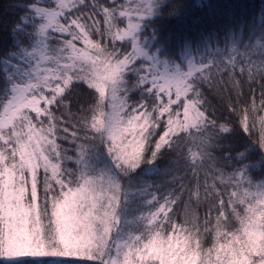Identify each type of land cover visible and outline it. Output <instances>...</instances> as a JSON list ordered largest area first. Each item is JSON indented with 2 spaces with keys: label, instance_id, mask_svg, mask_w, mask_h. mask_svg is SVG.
<instances>
[{
  "label": "rangeland",
  "instance_id": "obj_1",
  "mask_svg": "<svg viewBox=\"0 0 264 264\" xmlns=\"http://www.w3.org/2000/svg\"><path fill=\"white\" fill-rule=\"evenodd\" d=\"M202 2L218 28L195 44L118 41L108 16L95 43L0 70V261L264 264V0ZM108 36L123 68L98 47ZM77 83L98 104L49 121ZM181 144L200 147L182 170Z\"/></svg>",
  "mask_w": 264,
  "mask_h": 264
},
{
  "label": "trees",
  "instance_id": "obj_2",
  "mask_svg": "<svg viewBox=\"0 0 264 264\" xmlns=\"http://www.w3.org/2000/svg\"><path fill=\"white\" fill-rule=\"evenodd\" d=\"M108 16L112 18L118 41L119 32L133 28L142 36L154 35L158 41L169 38L175 48L195 44L200 37L218 28L217 14L209 11L202 0H0V70L4 71L6 65L13 68L21 65L24 70H31L32 58L39 52L46 57L44 65H49L64 57V49L70 53L89 42L95 43L93 28ZM46 23H51L49 31L41 28ZM213 32L211 36L215 35ZM98 47L112 67L123 68L124 46H113L108 36ZM134 79V74L128 73L129 87L133 88ZM8 85L9 77L2 72L0 103L7 94ZM84 97L90 101L86 109L98 104L95 91L89 86L82 83L68 86L52 105L49 121L61 124L71 118ZM199 148L181 144L175 149L179 169L194 166V155ZM236 148L245 151L244 156H252L253 148L240 143ZM0 264H49V261L23 257L0 261Z\"/></svg>",
  "mask_w": 264,
  "mask_h": 264
},
{
  "label": "bare ground",
  "instance_id": "obj_3",
  "mask_svg": "<svg viewBox=\"0 0 264 264\" xmlns=\"http://www.w3.org/2000/svg\"><path fill=\"white\" fill-rule=\"evenodd\" d=\"M0 78L2 79V76H1ZM1 79H0V80H1ZM176 165H177V162H176ZM177 167H178V166H177ZM178 168H179V167H178Z\"/></svg>",
  "mask_w": 264,
  "mask_h": 264
}]
</instances>
